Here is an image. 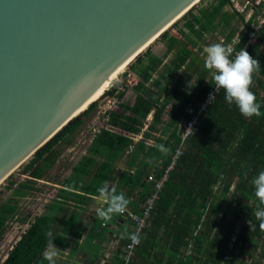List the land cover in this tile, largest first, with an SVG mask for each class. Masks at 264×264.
<instances>
[{"label": "trees", "instance_id": "1", "mask_svg": "<svg viewBox=\"0 0 264 264\" xmlns=\"http://www.w3.org/2000/svg\"><path fill=\"white\" fill-rule=\"evenodd\" d=\"M263 5L264 1L258 9ZM232 6V0H202L156 40L155 43L162 42L165 47L161 55L154 53L150 46L128 66L136 76L125 73L131 86L121 85L124 89L121 91L119 86L112 87L99 99L115 98L120 111L105 113L108 116L106 127L93 136L86 155L74 167L71 177L59 184L61 189L54 202L30 223L1 264H48L43 258L47 231H52L55 246L78 249L85 232L81 215L93 197L100 195L97 189L104 181L117 180L116 164L123 157H127V165L136 167L137 171L124 173L116 191L125 193L133 213L142 212L143 205L155 191V182L149 181V176L159 180L165 174L181 143L180 125L192 117L215 83L212 73L204 67L203 50L218 43V35L223 44L234 49L233 58L235 52L243 49L259 61L261 70L254 77L251 90L261 104V115L251 119L243 117L235 104L225 101L221 90L203 114L200 132L187 140L183 155L169 171L132 264H250L249 259L246 261V246L250 245L255 252L259 246L255 242L259 241H263L261 252L264 254V229L253 215L259 202L251 183L255 175L264 171V26L250 41L249 31L257 12L245 21V16L238 11L226 10ZM235 19L241 21L245 30L236 43ZM171 54L173 59L166 62ZM182 69L184 74L179 73ZM195 75L196 82L191 84L190 79ZM129 91L135 97L132 105L124 101ZM99 100L5 182L13 198H0V242L8 223L18 219L20 200L35 190L37 182L48 178L61 157L59 148L71 145L85 125V118L95 112ZM171 107L177 108L170 122L174 130L167 140L162 137L157 141L167 150L164 154L158 145L148 146L146 142L159 132L158 126ZM152 112L153 120L143 131ZM140 134L142 139L135 141L134 137ZM22 177L26 178L20 181ZM78 203L83 207L80 212L70 209L72 204ZM19 220L28 222L26 217ZM89 224L87 234L92 240L110 233L98 223L90 220ZM129 241L130 236L125 237L121 247ZM190 246L192 253L184 256ZM122 248L111 264L122 262ZM239 256L243 258L240 262L236 261ZM252 260L253 264L260 263L255 262L251 254Z\"/></svg>", "mask_w": 264, "mask_h": 264}, {"label": "water", "instance_id": "2", "mask_svg": "<svg viewBox=\"0 0 264 264\" xmlns=\"http://www.w3.org/2000/svg\"><path fill=\"white\" fill-rule=\"evenodd\" d=\"M201 1L0 0V192Z\"/></svg>", "mask_w": 264, "mask_h": 264}, {"label": "rangeland", "instance_id": "3", "mask_svg": "<svg viewBox=\"0 0 264 264\" xmlns=\"http://www.w3.org/2000/svg\"><path fill=\"white\" fill-rule=\"evenodd\" d=\"M259 0H232L233 6L232 8L228 7L227 10L233 12L238 11L242 15L245 16V21L247 20L248 15L251 13V10L256 6V3ZM249 3V4H248ZM234 28L237 29V41L238 37L242 35L245 31L244 26L239 19H235L233 21ZM218 39V43H222V37L219 35L216 36ZM152 50L154 53L161 55L164 52L165 47L162 42H157L152 45ZM167 61V60H166ZM125 73H129V75H133L129 69H127L122 75H120L116 81L115 86L118 89L124 90L121 88L123 86H131L130 78L125 75ZM195 79H192L191 82H195ZM134 94L132 91L127 92L125 97V103L131 104L133 103ZM99 103V104H98ZM118 110L119 109V101L115 98L102 99L97 102V107L95 112L90 114L85 118V125L81 128L76 138L72 141L70 146H61L59 149L61 151V157L56 163V165L50 171L48 178L44 181H39L36 184V188L32 191L28 197L20 200V213L18 215V219L15 221H11L8 223V228L6 230L5 236L3 240L0 242V264L6 259L12 247L16 244V242L20 239L23 233L29 228L30 223L37 217L44 214L46 208L49 204H52L56 199L58 191L61 189L59 185L64 179L69 178V173L73 171L75 165H77L80 161L81 156L84 153H87V149L91 144L93 136L99 131L106 127V123H104V116L107 111ZM69 175V176H68ZM26 177L19 178L20 181L25 180ZM52 181V182H50ZM55 182V183H54ZM51 183L56 186H52ZM0 198L9 199L13 198L12 191L8 190L5 187L0 192ZM26 217L28 222L23 223L19 219ZM236 236L233 237L232 243L235 241ZM259 244L258 248L253 251V248L250 245L246 246V251L248 255L246 256V261L249 259V263L253 264V260L250 261V255H253L254 261H260L259 264H264V254H262V246L263 241L255 242V244ZM254 244V245H255ZM232 247V245L230 246ZM242 256L237 257L238 262L242 261Z\"/></svg>", "mask_w": 264, "mask_h": 264}, {"label": "clouds", "instance_id": "4", "mask_svg": "<svg viewBox=\"0 0 264 264\" xmlns=\"http://www.w3.org/2000/svg\"><path fill=\"white\" fill-rule=\"evenodd\" d=\"M204 67L212 73L215 82V93L223 89L224 99L229 105L235 104L240 114L251 119L260 117L261 104L257 102L255 93L251 90L254 87V77L260 73L261 66L257 59H253L250 54L243 49L235 52L231 46L223 43H213L204 48ZM210 101L215 98V94H209ZM160 151H166L163 145L157 146ZM254 188V196L259 205L253 215L260 221L259 227L264 229V171H260L251 181ZM100 196L105 200L106 207L97 211L99 219L105 223L111 221L114 215L124 214L130 200L126 198L122 191L117 193L116 189L109 188V182L104 181L97 189ZM250 223V222H249ZM252 227V225H251ZM47 237V248L43 253V258L48 264H56L60 255V250L54 244L52 231L45 233ZM133 245H138L140 239L138 234L131 235Z\"/></svg>", "mask_w": 264, "mask_h": 264}, {"label": "crops", "instance_id": "5", "mask_svg": "<svg viewBox=\"0 0 264 264\" xmlns=\"http://www.w3.org/2000/svg\"><path fill=\"white\" fill-rule=\"evenodd\" d=\"M249 1L250 0H248V2ZM237 41H235L234 43H236ZM222 42H223V39H222ZM172 59H173V54L168 56L167 61L169 62ZM183 69L179 72L180 74H184ZM190 74L191 72H189L186 76L189 77ZM192 79L196 80L197 75H195L194 77L190 79V83L194 84L196 81L192 83L191 82ZM134 100L135 98L133 99V103H134ZM133 103L129 105H132ZM176 109H177L176 107L170 108L168 113L163 118V123L158 126L159 132H157L156 134L154 133L152 138L146 142L148 146H156L158 145L157 141L160 138L163 137L165 140H167L170 137V134L174 130V128L170 126V122H172L171 117L174 114ZM112 111L119 112L118 110H112ZM107 117H108L107 115L104 116V123H106ZM152 120H153V112L147 118L146 126L143 129V131H145L148 128ZM142 134L135 136L134 137L135 141H140L142 139ZM166 153H167V150L164 151V154ZM84 155H86V153H84L81 156L80 160L82 159ZM76 166L77 165H75L74 167ZM116 170H117V180L115 182H110L109 188L114 187L115 189H117L120 186L118 182L121 176L126 172H130L131 174H134L135 171H137V168L136 167L130 168L127 165V157H123L119 162H117ZM72 173L73 171H71L69 173L70 176L69 175L68 176L71 177ZM84 181L86 182L87 179H84ZM51 185L54 187L56 186L53 183H51ZM70 191L73 192V190H70ZM77 193L79 195H84L80 192H77ZM97 198L98 196L93 197V200L89 203V205L86 208L87 210L83 212L81 215L82 216L81 217V227L85 230V232L83 233L81 239L79 240L80 247L78 249L72 250V249H62L56 246L60 250V255L57 258L56 263H59V264H103V263L111 264L112 261H114L117 253L119 252V249L122 248L121 244L123 243L125 237L127 238L133 235V230H134L133 224L128 219V217L124 216L123 214L117 215L116 218L113 216V219L107 223H105L104 221L98 218L97 216L98 210L92 207V205L96 203ZM103 207H106V202L103 206H101V208ZM81 208L83 207L81 206V204L79 205V203L76 205L72 204V206L70 207L71 210H76L77 212H80ZM127 211L132 212L129 207ZM90 220L95 223H98V226H101V228L109 231L110 233H107L104 236L102 235V238H98V240L97 239L92 240L91 238L88 237V234H87L90 229V224H89ZM123 249L124 248H122V251ZM187 251L188 249L186 250V252ZM186 252H184V256L188 255L186 254ZM190 252L192 253L191 249H190Z\"/></svg>", "mask_w": 264, "mask_h": 264}, {"label": "built area", "instance_id": "6", "mask_svg": "<svg viewBox=\"0 0 264 264\" xmlns=\"http://www.w3.org/2000/svg\"><path fill=\"white\" fill-rule=\"evenodd\" d=\"M264 0H259L256 3V6L251 10V13L247 17V21H249L253 16L254 13L256 15L254 16L253 22L251 24V30L249 31V40L252 41L256 38L257 32L264 26V5L261 9H258L261 3ZM249 4V3H248ZM258 9V10H257ZM215 83L213 86L210 88V90L205 94L203 97L202 101L200 102V105L196 108L195 113L192 115V117L185 123L180 125V130H181V143L179 147L177 148L175 154L173 155L172 158V164L167 168L165 171V174L161 177V179L156 180L154 179V176L151 175L149 176V181L155 182L154 186V193L152 194L151 197H149L146 201V203L142 207V212L140 214H136L133 212L126 211L128 219L131 221L133 224V234H138L140 243L138 245H133L132 240L125 245L123 254L121 256L122 262L118 264H132L136 249L140 246L141 244V238L144 235V231L149 225V221L152 217L153 210L155 207V203L159 198V193L164 185V183L168 180V173L174 165L177 163L179 158L183 155V151L185 149V145L187 140L195 133L200 132L201 128V118L203 114L205 113L206 109L213 103V101L217 98V96L220 94L221 90L218 91V93H215ZM213 93L215 94V98L210 101L209 94ZM124 213V214H125ZM232 245V244H231ZM190 249H192V246L188 248V251L186 254H190ZM104 264V263H103Z\"/></svg>", "mask_w": 264, "mask_h": 264}, {"label": "bare ground", "instance_id": "7", "mask_svg": "<svg viewBox=\"0 0 264 264\" xmlns=\"http://www.w3.org/2000/svg\"><path fill=\"white\" fill-rule=\"evenodd\" d=\"M155 42H156V41H155ZM155 42H154V43H155ZM154 43H153V44H154ZM153 44H152V45H153ZM152 45H151V46H152ZM117 79H118V78H117ZM117 79H116L114 82H116ZM107 89H108V88H107ZM107 89H106V90H105V91H104V92H103V93H102V94H101V95H100V96H99V97H98L93 103H95L96 101H98V100H99V99L105 94V92L107 91Z\"/></svg>", "mask_w": 264, "mask_h": 264}]
</instances>
